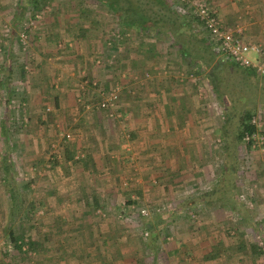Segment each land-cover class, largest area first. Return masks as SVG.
Returning <instances> with one entry per match:
<instances>
[{
	"label": "rangeland",
	"instance_id": "374dc122",
	"mask_svg": "<svg viewBox=\"0 0 264 264\" xmlns=\"http://www.w3.org/2000/svg\"><path fill=\"white\" fill-rule=\"evenodd\" d=\"M167 1L173 5L172 10L175 13L179 10L186 21H189L188 27L197 26L198 20L180 9L178 0ZM204 1L215 10L210 3L211 0ZM241 27L230 28L240 30L238 32L242 36ZM200 33L207 35L203 31ZM132 45L139 48L138 52H134L135 57L141 56L146 59L157 57L162 60V64L165 62V67L155 71L166 75L167 78L164 80H169V83H162V88L173 84L185 85L193 93V96H188V112L183 113L179 109L177 114L172 115L175 122L183 119V122L194 123V126L189 128V133L186 131V135L196 137L198 134L199 144L187 146L190 152L202 155L205 153L206 157L203 161L174 162L175 168L190 169L183 180L178 179L179 176L174 173L167 184L166 181L159 183L164 181V178L152 180L154 188L162 186L167 192L171 188V192L167 194H156L152 201L145 194L134 199L129 194L134 204H131L132 209L126 214V218L120 219L131 224L134 240L130 244L136 246L138 237V245L147 247L150 243L151 234L145 230V222L139 223L140 220H151L159 217L158 214H164L165 219L161 216L157 230L160 235H167L165 237L167 241L171 239L178 241L175 239L178 232L175 234L172 232L174 228L188 226L197 229L204 226L201 223L203 215L206 217L208 214L211 216L212 211L214 213L226 211L225 214L236 218L234 223L224 225L226 232L251 233L255 236L257 246L264 250V212L256 211L257 203L264 202L262 196L264 107L256 109L252 117V122L257 126L253 136L244 135V139L236 143L234 141L236 119L233 116L229 118L230 104H224L215 98L202 71L194 68L168 38L162 35L142 34L130 27L122 28L119 19L98 0H40L37 5L31 0H0V115L4 119V111L7 108L8 113L5 116L9 117V122L13 125L9 129L11 136H15L13 134L16 132L18 134L20 132L18 127L22 126L27 128L25 134H43L46 137L44 149L39 150V161L35 155L34 159L29 160H26L27 155H23L21 159L17 158V152L11 160L9 180L17 193L13 200L16 208L13 206L8 210L10 219L17 218L25 223L30 221L33 226H38L40 223L37 218L48 212L41 207L43 200L47 203L49 200V204L50 201L60 203L64 210L76 203L95 204L97 206L91 209L95 212L93 213L97 217H104L107 210L103 208V202L128 200L127 193L124 192L136 182L143 184V180L141 181L137 175V168L134 170V177L115 176V168L111 164L116 163L113 161L114 158L108 160L107 157L106 159L101 157V161L97 163L88 158L83 147L76 145V139L85 135L94 143L98 139L103 140L102 137H106L109 130L114 134L113 139L129 137L125 113H130V109L138 103L140 95V101L145 100V83L152 81V78L153 81L155 79L153 74L144 68L139 69L133 78L129 76L132 64L126 60L124 53L128 52V49L131 53ZM257 59L264 61L263 58ZM44 64V68L46 66L50 68L47 73L41 70ZM59 65L68 71L57 70ZM6 70H9V79L3 76ZM65 72L75 79V84L73 88L67 89L70 94L65 97V102L59 108L55 105V97L58 95L60 98L62 92H65L67 82H64ZM43 73L44 77H40L39 74ZM169 76H174L173 83L170 82ZM90 81L95 84L92 85ZM132 85L134 86L130 88ZM111 91L117 94L115 103L107 108L101 107V99ZM174 100L177 105L178 95H175ZM145 101L148 102L149 99ZM194 109L196 111H193ZM131 112L132 118L137 117L136 120L147 116L138 114L136 109ZM164 117L170 120V117ZM164 117H160L163 122ZM148 120L149 118H146V121ZM194 121L199 123L196 124ZM110 123L111 126L119 128H115V131L113 128L109 129ZM30 127L35 128L33 129L35 132H27ZM225 128L230 131L226 139L223 136ZM67 134L70 137H67ZM8 143L9 138L5 144ZM14 143L11 139L7 150ZM227 144L231 149H235L236 157L231 158L232 161L225 153ZM66 151L69 152L68 157ZM10 153L9 150L8 154ZM41 155L43 156L40 157ZM6 158L5 155L4 159ZM4 159L3 162L0 161L3 165ZM231 163L232 173L229 170ZM126 166L128 168L136 166L133 158ZM198 168L208 175L203 179L199 178L200 180H197L196 176L190 177L191 172L194 174ZM71 170H74V175L69 181L66 171ZM44 178L46 186L43 187L41 181L44 182ZM51 179L60 180L62 187L68 183L71 190L69 193L67 191L55 193L50 187ZM229 180L233 183L232 188L225 186ZM80 187L84 194L77 189ZM152 187L149 186V189H153ZM201 199L209 204L219 202L217 204L220 207L212 208L210 204L205 211L197 206ZM31 204L32 207L29 209L28 206ZM180 204L182 209L176 207ZM223 205L227 208H223ZM70 210L75 212V209ZM109 211L112 215L115 213L114 217H118L119 209H116V212ZM171 213L182 215L186 219L185 223L178 226L168 225L172 217L168 218L167 215ZM155 214L157 215L153 216ZM91 215L90 211L84 217L86 219ZM21 225L17 221L14 225L18 237L17 244L27 240L28 250L30 249L32 253L29 254L27 251L24 253L19 245L15 246L12 252L17 251L21 258L19 264H50L53 261L52 256L41 259L40 255L44 253L40 254L38 251L42 248L34 244L35 234L21 233ZM47 253L50 254V251ZM78 258L82 259V256L78 255ZM67 259L69 257L65 253L62 254V260L68 262Z\"/></svg>",
	"mask_w": 264,
	"mask_h": 264
},
{
	"label": "crops",
	"instance_id": "0c3cea01",
	"mask_svg": "<svg viewBox=\"0 0 264 264\" xmlns=\"http://www.w3.org/2000/svg\"><path fill=\"white\" fill-rule=\"evenodd\" d=\"M210 3L213 4L212 7L215 8L224 25L229 28L231 26H242L244 41L260 45L261 54L257 55L255 52H251L250 56L264 59V0H211ZM132 47L131 53L130 49L124 53L126 60L132 64L130 65L131 73L129 76L133 78L139 69L144 68L148 69L155 79L153 81L152 78V81L145 83L144 96L145 100L149 99V101L146 102L144 100L141 102L140 95L137 99L138 103L130 109V113H125V118L128 119L126 125L129 129L130 138L121 136L113 139L114 134L109 130L105 135L106 137H102L103 140L98 139L94 143L91 138H88V135H85L76 139V145L83 147L82 149L85 150L88 158L97 163L101 161V157L104 159L107 157L108 160L109 158L111 160L114 158L113 161L116 163L112 162L111 164L115 168V176L122 178L127 176L134 177V170L137 168V175L141 178V181L143 180V184L136 182L124 192L127 193L128 200L125 198L126 200L121 202H103L102 206L107 210L104 217L99 215L97 217L94 214L95 212L91 210L97 206L95 204L76 203L64 210V206H61L60 203L50 201L49 204V200L48 203L43 200L41 207L48 212L43 214L41 218H37L40 223L38 226L35 227L32 222L28 221L25 223L17 218L11 220L8 210L13 206L16 208L14 199L9 191L10 185H13L9 180V177H11V160L18 153L17 158L21 159L23 155H27L26 160H29L34 159L35 155L36 160L39 161V150L44 149L46 137L43 134H25V129L27 128H22V126L18 127L20 131L18 134L16 132L13 134L15 136H11L9 129L12 124L9 122V117L5 116L8 113L7 108H5L4 119L0 115V161L3 162L5 155L7 157L6 160L4 159V165L0 162V264H19L21 261L17 251L12 252L18 238L15 231L16 227L14 226L16 221L20 222V225L22 224L21 233L35 234L36 240L34 244L42 248L41 251H38L40 254L44 253L40 255L41 259L52 256L53 261L50 264H264V250L257 246L255 236L248 232L244 234L233 231L226 232L224 225L234 223L233 221L236 219L234 216L231 217L229 214H225L226 211L223 213H214L212 211L211 216L207 213L206 217L203 215V222L201 223L204 226H200L197 229L188 226H179V229L177 227L174 228L172 232L174 234L176 231L178 232L175 237L178 241L174 239L167 241L165 239L167 235L162 236L157 230L161 216L165 219L164 214H158L159 217L151 220H140L139 223L145 222V230L151 234L149 237L150 243L147 247L138 245V237L136 246L130 244L134 240L131 224L129 225L123 219H120L122 217L126 218V214L132 209L131 204H134V201L130 200L129 194L132 199L145 194L146 197L151 198V201L156 194H167L171 192V188L169 192L163 189L162 186L154 188L152 187L155 186L152 180L164 178L165 180L159 183L166 181L165 184H167L170 182L169 178L173 173L179 176L178 179L183 180V177L188 175L187 172L190 169H185V167L183 169L175 168L176 164L174 162L203 161L206 157L205 153L202 155L201 153L190 152L187 146L199 144L198 134L196 137H191L189 134L186 135V131L189 133V128H192L194 123L192 121L183 122V119L175 122L172 115L174 113L177 114L179 109L183 113L188 112V96H193V93L185 85L175 86L173 84L162 88V83H169V80H164L167 76L160 72L155 73V71L158 68L165 67V62L162 64V60L157 57L146 59L140 56L137 58L134 56V52H138L139 48L134 45ZM129 54H131L130 57ZM45 64L41 70L47 73L50 68L48 66L44 68ZM58 69H61V72L62 70L68 71L62 65H59ZM6 72L8 74L9 70H6ZM39 75L44 77V73ZM64 76H66L64 82L67 81L65 92H62L60 98L58 95L55 97V105L59 108L65 102V97L70 94L67 89L73 88L72 86L75 84V79L69 73L65 72ZM4 77L9 79L10 74ZM169 77L171 79L170 82L173 83L174 76ZM175 95L179 97L177 105H175ZM195 108L197 109V107ZM134 109L137 110L138 114L147 116L145 118L140 117L138 120H136L137 117L132 118L131 110ZM196 109L193 111H196ZM14 111L17 112L16 109ZM162 111L165 114L163 116ZM9 114H11V110ZM164 116L170 117V120ZM160 117L165 118L164 122L160 120ZM146 118H149V120L146 121ZM198 123L196 122V124ZM108 127L109 129L113 128V131H115V128H119L118 126H111V123L108 124ZM33 129L35 128L30 127L27 132H35ZM122 134L124 133L122 132ZM8 138V145H10L11 139L15 143L7 150L8 145L5 142ZM9 150L10 154H8ZM132 158L136 166L128 168L126 163L131 162ZM171 163L173 166H171ZM182 166L184 165L182 164ZM73 171H66L69 181L70 177L74 175ZM207 175L202 173V169L198 168L194 174L191 172L190 177L196 176V179L200 180L199 178L203 179ZM43 180L44 182L41 181V183L44 187L46 186L45 178ZM51 181L50 187L55 193L60 194L64 191L69 193L71 190L68 183H66V187H62L60 180L51 179ZM149 186L153 189H149ZM80 188L77 189L84 194L82 187ZM262 196L264 197V191ZM76 198L82 197L76 196ZM217 203L219 202L215 204L211 202L210 204L213 206L212 208L220 207ZM210 204L201 199L197 206L207 211V205L209 206ZM22 205L25 206L26 204ZM257 205L256 211L263 213L264 202L257 203ZM28 207L30 209L32 204ZM176 207L179 209L183 208L181 204ZM222 207L227 208L226 205ZM70 209H75V212ZM116 209H119L117 211L119 212L118 217H114L115 213L112 215L111 211H109L116 212ZM78 210L80 212H76ZM219 210L221 209L219 208ZM90 211L92 215L85 219L84 216ZM170 215H167L168 218L172 217L168 225L176 224L178 226L186 221L182 215H173L172 213ZM150 217L153 218L151 215ZM138 220L136 221L138 222ZM210 229L212 230L210 231ZM48 251H50V254L47 253ZM64 253L69 257L67 259L68 262L62 260V254ZM78 255H81L82 259H79Z\"/></svg>",
	"mask_w": 264,
	"mask_h": 264
},
{
	"label": "trees",
	"instance_id": "16d2710c",
	"mask_svg": "<svg viewBox=\"0 0 264 264\" xmlns=\"http://www.w3.org/2000/svg\"><path fill=\"white\" fill-rule=\"evenodd\" d=\"M31 1L36 5L40 2ZM98 1L119 19L122 28L130 27L142 34L162 35L168 38L194 68L202 71L215 98L224 104H230L229 118L233 116L236 119L234 137L236 143L242 141L244 135L251 136L255 133L257 126L252 122V117L256 109L264 107V74H260L253 67L240 65L221 51L208 34L200 33L207 32L199 20L194 28L188 27L189 21H186L179 10L175 13L172 10L173 5L167 0ZM6 73L4 72L3 76L10 74ZM229 132L226 128L223 130L225 139ZM225 151L230 161L231 158L235 159V149H231L227 144ZM65 154L68 157L69 152L66 151ZM232 165V163L229 165L231 173ZM226 184L225 186L230 188L233 186L231 180ZM9 191L14 199L17 192L13 185H10Z\"/></svg>",
	"mask_w": 264,
	"mask_h": 264
},
{
	"label": "built area",
	"instance_id": "2783aa9c",
	"mask_svg": "<svg viewBox=\"0 0 264 264\" xmlns=\"http://www.w3.org/2000/svg\"><path fill=\"white\" fill-rule=\"evenodd\" d=\"M178 2L181 6L180 9L203 24L209 38L214 44L218 45L217 47L221 51L231 56L240 65L254 67L257 72L264 74V61L250 56L251 52H255L257 55L261 54V47L259 44L244 41L243 37L238 32L240 30H234L225 26L219 19L216 11L208 6L204 0H178ZM86 82L87 81H85V83ZM90 83L92 85L95 84V82L91 81ZM116 99L117 94L115 92H108L106 97L101 99L100 106L105 108L113 106ZM248 136L249 135H246V137ZM67 137H70L69 134H67ZM18 245L24 253L26 251L29 254L32 253L30 249L28 250L29 244L27 240L20 241Z\"/></svg>",
	"mask_w": 264,
	"mask_h": 264
}]
</instances>
